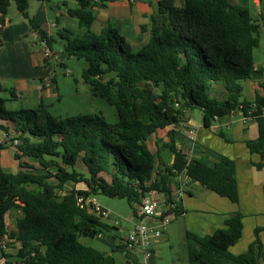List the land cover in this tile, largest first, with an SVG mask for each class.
<instances>
[{
    "label": "trees",
    "instance_id": "trees-1",
    "mask_svg": "<svg viewBox=\"0 0 264 264\" xmlns=\"http://www.w3.org/2000/svg\"><path fill=\"white\" fill-rule=\"evenodd\" d=\"M75 1L77 7L68 14L76 19L79 32L68 27L56 32L64 42L61 54L86 62L83 82L93 96L114 107L118 120L109 124L98 114L55 117L43 105L10 110L0 97V153L16 142L20 153L14 157L21 169L6 173L0 165V238L6 236L11 241L10 249L17 257L34 253L38 264H116L113 257L78 242L79 236L92 238L108 226L98 215L80 209L76 196L124 199L135 212L150 190L170 194L171 184H176L185 169L190 181L237 201L234 163L216 155L215 162L192 159L185 166L178 148L184 147L185 139L178 127L185 112L192 109L202 112L206 127L214 116L228 115L238 104L243 112L249 109L252 103L240 101V83L260 73L254 68L253 51L264 26V9L254 18L250 0H183L181 7L173 6L172 0H161L150 17L148 42L134 51L112 26L93 33L94 1ZM10 3L51 49L54 39L28 17L27 0H0V16L6 14ZM212 85L221 86L225 97H210ZM5 91L0 84V92ZM8 92L13 98V91ZM253 103L260 110L264 98L257 97ZM255 119L264 122V118ZM168 126L167 143L156 142V146L157 151L163 146L172 152L174 160L156 171L159 156L147 141ZM259 128V142L250 145L251 149L264 146V124ZM79 154L87 174L74 168ZM34 164L46 173L25 172L35 170ZM49 178L57 184L49 183ZM80 182L85 190L60 194L66 183ZM14 209L20 211L16 228L7 232L4 217ZM180 214L179 201L174 217ZM241 217L239 213L230 215L226 228L211 235L186 233L188 264H256L259 229L245 253L234 256L229 252L241 236ZM14 242L19 243L18 248ZM2 256L10 257L0 251ZM25 262L33 263L27 258Z\"/></svg>",
    "mask_w": 264,
    "mask_h": 264
},
{
    "label": "crops",
    "instance_id": "crops-1",
    "mask_svg": "<svg viewBox=\"0 0 264 264\" xmlns=\"http://www.w3.org/2000/svg\"><path fill=\"white\" fill-rule=\"evenodd\" d=\"M93 1L94 18L90 26L93 33H99L105 26H112L125 38L134 51L148 42L150 17L156 13L161 0H134L132 3L126 0H108L103 3L98 0ZM172 4L175 7H181L183 0H172ZM76 7L75 0H27L26 12L35 25L52 36V32L60 31L66 27L79 32L76 19L68 14L69 10ZM263 9L264 0L249 1L252 17L257 18ZM259 36L257 49L260 50V54L256 58L253 51V61L255 70L260 73L256 72L249 79L240 83V101L248 103H253L257 97L264 98V87L262 86L264 84V26L260 27ZM60 53L61 50L48 49L40 41L38 32L30 27L28 20L17 11L13 3H10L6 14L3 17L0 16V84L4 89L13 91V98L8 97L5 100L18 101L20 99L23 103L31 105V108L17 109H33L39 105L47 107L46 101L57 100L59 98L58 88L52 73ZM47 81H50L49 86L45 85ZM209 94L210 97L216 99L225 97V91L219 85H212ZM262 123L264 124L259 119L245 120L240 112H234L212 119L209 126L206 127L200 110L192 109L185 112L183 122L185 127H178L185 139L184 147L191 150L192 158L195 160L206 159L215 162L216 155H221L234 163L237 201L231 202L227 198L205 189L198 181L188 179L183 187V196L180 198L181 214L177 217L173 215L171 218L172 220L176 218L182 220L184 236L186 233H191L203 237L226 228L225 221L230 215L239 213L242 216V233L239 240L229 248V252L234 256L245 253L255 239L254 232L259 229L257 238L260 249L256 254V264H264V146L251 149L250 145L258 144L259 127ZM170 129L171 126L157 130L148 138V147L153 152H157L159 156L156 171L158 168L171 165L174 160L172 152L162 148L163 146L157 151L156 146V142L161 145L167 143V132ZM188 136H191L192 140ZM7 149L11 152L16 164L13 174L21 170L14 157V153L19 154L20 152L13 145ZM34 167L35 170H26L25 172L46 173L35 164ZM74 168L82 174H87L81 154L77 157ZM49 171L54 172L53 169ZM102 176L109 181L106 174H102ZM48 181L52 185L57 184L54 178H49ZM173 186H175V182L171 184L170 188L172 189ZM33 188V186H28V189ZM85 189L86 186L83 182L75 185L66 183L62 186L60 194L65 195L71 190ZM107 209L108 207L100 208L98 216L101 221L109 218ZM19 214V209L10 210L5 214L4 222L7 232L15 230V221ZM132 214L133 218L126 220L127 226H129L126 230H129L137 221L133 211ZM166 227L156 241L154 254L160 243L163 242V238H169L172 234L173 225L168 226L169 228ZM109 238V236L101 234L99 240H101L102 247L93 249L113 257L112 252L115 247H119L120 236L117 234L114 238ZM184 249L187 259L185 243ZM6 254L11 259L15 250L10 249ZM154 254L148 259L147 264H153ZM127 255L124 264L136 263L139 258L138 252Z\"/></svg>",
    "mask_w": 264,
    "mask_h": 264
},
{
    "label": "rangeland",
    "instance_id": "rangeland-1",
    "mask_svg": "<svg viewBox=\"0 0 264 264\" xmlns=\"http://www.w3.org/2000/svg\"><path fill=\"white\" fill-rule=\"evenodd\" d=\"M52 37L54 42L51 48L54 51H60L64 42L57 36L55 31L52 32ZM254 53L258 58L260 50L256 48ZM56 61L57 65L54 67L52 74L57 84L59 98L45 102L49 112L55 117L98 114L107 123L115 124L118 117L114 107L109 105L103 98L93 96L90 86L84 83L81 78L82 71L86 68V62L82 59L66 57L61 53ZM8 95L7 92H0V97L3 99L8 98ZM9 100L6 101V107L9 109L31 108V105L23 103L20 99L18 101ZM0 164L5 172H15L13 169L16 164L8 149L1 152ZM91 199H94L101 209L108 207L109 218L102 220L108 226V229L101 230L92 238L79 236L78 242L84 246L98 249L102 247L101 240H99L100 235H107L110 237L109 239H112L119 234L121 238L127 231L126 229L129 228L126 220L132 219L133 214L131 207L124 199L109 198L103 195H94ZM171 225H173L172 234L169 238H163V242L155 251L153 264H188L184 249V223L176 218L171 219L169 225L166 226L170 227ZM115 229L120 232L117 233ZM118 248H114L112 255L116 264H124V259L128 257L127 254L129 253Z\"/></svg>",
    "mask_w": 264,
    "mask_h": 264
},
{
    "label": "built area",
    "instance_id": "built-area-1",
    "mask_svg": "<svg viewBox=\"0 0 264 264\" xmlns=\"http://www.w3.org/2000/svg\"><path fill=\"white\" fill-rule=\"evenodd\" d=\"M132 3L134 0H126ZM46 86L50 85V81H47ZM240 112L243 119H255V117L264 118V106L257 110L256 105L252 103L246 111L243 112V106L238 104L236 108L230 113ZM229 113V114H230ZM213 119H217L216 116ZM180 127H185L183 123H180ZM4 138V135L1 136ZM192 140L191 136H188ZM16 142H13V146ZM181 153L185 158V166L193 159L191 150L188 147H181L178 145ZM188 180L185 175V169L176 178V184L172 187L170 194L160 193L156 190H150L141 199L138 207L136 208L134 215L137 221L132 227L127 230L121 238H119L118 246L126 253L138 252L139 258L136 263L130 262L129 264H147L148 259L154 254L155 244L157 239L162 234L165 226L169 223L170 219L174 215V209L180 198L183 196V187ZM76 203L80 209L93 212L96 215L100 214V207L91 198H83L76 196ZM10 240L6 236L0 238V251L7 253L10 249ZM14 247H19L18 242L13 243ZM16 253V252H15ZM31 259L32 264L36 263L35 254L30 253L24 257H17L14 254L13 258H4L0 260V264H26L25 260Z\"/></svg>",
    "mask_w": 264,
    "mask_h": 264
},
{
    "label": "water",
    "instance_id": "water-1",
    "mask_svg": "<svg viewBox=\"0 0 264 264\" xmlns=\"http://www.w3.org/2000/svg\"><path fill=\"white\" fill-rule=\"evenodd\" d=\"M141 84L139 83V86H140Z\"/></svg>",
    "mask_w": 264,
    "mask_h": 264
}]
</instances>
